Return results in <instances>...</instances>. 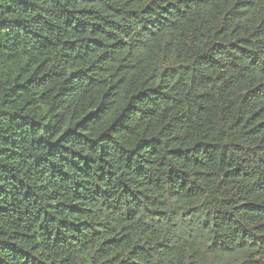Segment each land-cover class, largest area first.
Listing matches in <instances>:
<instances>
[{
    "label": "trees",
    "instance_id": "trees-1",
    "mask_svg": "<svg viewBox=\"0 0 264 264\" xmlns=\"http://www.w3.org/2000/svg\"><path fill=\"white\" fill-rule=\"evenodd\" d=\"M0 264H264V0H0Z\"/></svg>",
    "mask_w": 264,
    "mask_h": 264
}]
</instances>
